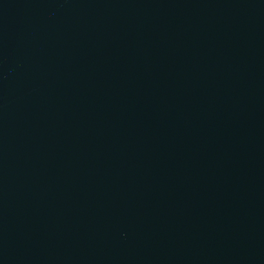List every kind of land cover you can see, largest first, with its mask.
<instances>
[{"label":"water","instance_id":"95a60500","mask_svg":"<svg viewBox=\"0 0 264 264\" xmlns=\"http://www.w3.org/2000/svg\"><path fill=\"white\" fill-rule=\"evenodd\" d=\"M0 264H264V0H0Z\"/></svg>","mask_w":264,"mask_h":264}]
</instances>
